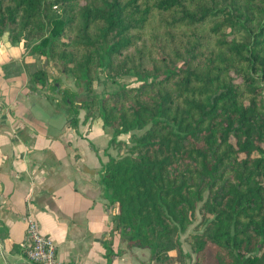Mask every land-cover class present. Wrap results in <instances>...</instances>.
<instances>
[{"label": "trees", "instance_id": "trees-1", "mask_svg": "<svg viewBox=\"0 0 264 264\" xmlns=\"http://www.w3.org/2000/svg\"><path fill=\"white\" fill-rule=\"evenodd\" d=\"M5 32L73 77H29L71 125L83 108L112 140L142 129L101 175L127 246L163 264H264V0H0ZM100 70L115 84L97 93Z\"/></svg>", "mask_w": 264, "mask_h": 264}, {"label": "crops", "instance_id": "crops-1", "mask_svg": "<svg viewBox=\"0 0 264 264\" xmlns=\"http://www.w3.org/2000/svg\"><path fill=\"white\" fill-rule=\"evenodd\" d=\"M49 65L23 41L0 37V264H42L25 252L28 214L54 240L58 257L76 264H163L113 230L116 206L101 181L105 163L126 152L136 131L112 140V128L100 117L84 120L83 108L71 125L60 95L29 81Z\"/></svg>", "mask_w": 264, "mask_h": 264}, {"label": "built area", "instance_id": "built-area-1", "mask_svg": "<svg viewBox=\"0 0 264 264\" xmlns=\"http://www.w3.org/2000/svg\"><path fill=\"white\" fill-rule=\"evenodd\" d=\"M26 238L25 252L32 261L42 264H76L74 261L58 257L54 240L41 232L31 214L26 216Z\"/></svg>", "mask_w": 264, "mask_h": 264}, {"label": "rangeland", "instance_id": "rangeland-1", "mask_svg": "<svg viewBox=\"0 0 264 264\" xmlns=\"http://www.w3.org/2000/svg\"><path fill=\"white\" fill-rule=\"evenodd\" d=\"M49 66H50V68H47V72H48V74L50 75L51 78L53 76H55V75H59L66 84H69V82L71 80L72 85H73V81L74 80H73V77L71 75H69V74H60L59 72H57L58 74H54V69L55 68L52 66V63ZM116 78H117V81L125 82V83H127L129 85H137V84H139V81L135 79V76L133 74H124V75L117 76ZM114 84L115 83H113L111 81V79H108L107 76L100 70L99 71V74H98V77L94 81V89H95V91L97 93H102V92H105V91L113 88L114 87ZM134 130L136 131L135 134H138L139 132L142 131V129H134ZM194 224H196V222H194L193 224H191L189 226V230L192 229V227L194 226ZM185 234L186 233H183L181 235V238Z\"/></svg>", "mask_w": 264, "mask_h": 264}]
</instances>
